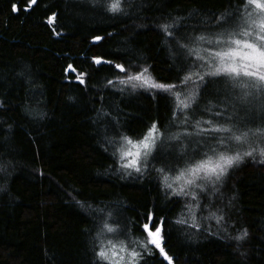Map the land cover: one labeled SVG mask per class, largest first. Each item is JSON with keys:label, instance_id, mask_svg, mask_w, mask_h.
Segmentation results:
<instances>
[{"label": "trees", "instance_id": "1", "mask_svg": "<svg viewBox=\"0 0 264 264\" xmlns=\"http://www.w3.org/2000/svg\"><path fill=\"white\" fill-rule=\"evenodd\" d=\"M107 1L0 0V264H111L98 253L115 226L132 264H167L145 223L174 264H264V134L221 183L188 192L167 186L164 159L117 172V139L167 130L172 93L197 83L173 33L214 28L246 0ZM144 69L177 87L121 83Z\"/></svg>", "mask_w": 264, "mask_h": 264}, {"label": "rangeland", "instance_id": "2", "mask_svg": "<svg viewBox=\"0 0 264 264\" xmlns=\"http://www.w3.org/2000/svg\"><path fill=\"white\" fill-rule=\"evenodd\" d=\"M119 1L121 2V0ZM109 2L110 0L107 1V4ZM114 2L115 0H111L110 3ZM252 9V5L245 4L238 13L229 14L214 28L198 32L195 36L192 29H184L180 34H175L176 31L173 33L172 36L176 40L183 44L186 43V54L194 60L189 64L193 67L191 69L192 77H195L197 83L190 96L185 99L190 106L188 108L177 107L175 121L167 130L162 131L157 128L158 135L155 144L147 157L142 156L140 158V171L123 166L127 160L121 158V152L122 150L126 151L130 145L125 143L127 137L117 139L118 173L129 176L133 174L143 175L157 163V167H159L161 159H164V165L168 171H172L164 172V178L168 177V183L172 184L171 188L180 191L183 181L175 183L173 178L181 170L208 157L216 159L220 153L230 156L239 154L241 157L255 143L256 139L264 134V125L262 128L257 127L258 122H264V88L254 86L248 78H240L246 84V86H242L241 83L233 81L229 77L209 74L215 66L211 63L209 53L222 47V45H217L215 41L221 37L227 38L229 35H238L246 27L245 21ZM198 57L204 59L201 60ZM196 73L203 76V79H199ZM208 121H211V124L206 123ZM212 126L227 127L232 132L201 131V129ZM242 133H247V136L240 142L231 138L233 135ZM217 137L225 138L224 142L221 143ZM230 167L227 168L226 173ZM170 168L172 169L169 170ZM226 173L219 180H216L215 177L210 180H197L196 185L187 186L184 191L188 192L209 184L221 183ZM111 229L113 231L107 232L109 237L100 242L101 250L108 251L110 256L112 255L111 250H114L119 255L113 257L112 261L103 260L114 264L115 261H120L122 256L123 260L120 261V264H132L137 255L133 258L130 253H138L133 244V239L118 226ZM113 246L115 247L113 248ZM121 247L125 249L123 252H120Z\"/></svg>", "mask_w": 264, "mask_h": 264}, {"label": "snow or ice", "instance_id": "3", "mask_svg": "<svg viewBox=\"0 0 264 264\" xmlns=\"http://www.w3.org/2000/svg\"><path fill=\"white\" fill-rule=\"evenodd\" d=\"M31 2L34 4L36 0H31ZM246 4L253 6L252 12H249L248 19L245 21L246 27H244L238 35H229L227 38L221 37L215 41L217 45H222V47L209 53L211 63L215 65L213 71L209 74L229 77L233 81L241 83L242 86H246V84H244L240 78H248L253 82L254 86L264 88V0H246ZM118 7L119 0H116V2L112 4V10L115 11ZM165 31H167V26H165ZM198 58L201 60L204 59L203 57ZM101 62V60L96 61V63ZM116 67H118L120 71H126L123 66L117 65ZM147 71V69H144L137 75L129 76L128 81H121V83L138 81L141 82V86H147L165 92H171L173 88L177 87L174 84L155 82L146 75ZM196 75L199 76V79H203V76H200L199 73H196ZM191 79L192 76L185 77L184 83H187V81ZM172 94L179 102L177 107L188 108L190 106L186 100L180 99V94L178 92ZM206 123L211 124V121ZM201 131L215 133L232 132L230 128L217 126L201 129ZM157 135L158 129L156 125H152L138 142L125 138L126 145H130V147L126 151L122 150L121 152V158L127 160L123 166L140 171V158L142 156H148L152 146L155 144ZM246 136L247 133H242L240 135H233L231 138L240 142ZM217 139L223 143L225 138L217 137ZM245 154L251 155V152ZM261 154L264 155V150H261ZM129 157H131V159H128ZM240 159L241 157L239 154L230 156L220 153L216 159L208 157L205 160L195 163L193 166L181 170L179 174L173 178V182L179 183L183 181V185H181L180 188V192L183 193L185 187L196 185L197 180H210L212 177L219 180L220 177L226 173L227 168ZM164 179L167 186L172 187V184L168 183V177ZM153 228H155L154 231ZM143 229L147 233L148 243L154 245L163 252V248L161 247V226L145 223ZM107 231L111 232L113 229L107 228ZM109 243H111V241H109ZM114 247L115 246H113V248ZM124 250L125 249L121 247L120 252ZM111 251V256L108 251L104 250H101L98 255L102 259L112 261L113 257L119 255V253L114 250ZM136 255L137 253L135 252L130 253V256L133 258ZM122 260L123 257L121 256L120 261ZM120 261H115L114 264H120Z\"/></svg>", "mask_w": 264, "mask_h": 264}, {"label": "water", "instance_id": "4", "mask_svg": "<svg viewBox=\"0 0 264 264\" xmlns=\"http://www.w3.org/2000/svg\"><path fill=\"white\" fill-rule=\"evenodd\" d=\"M161 247H162V245H161ZM158 250H159L161 256L163 257V259L165 260V262H166L167 264H174L173 261H172V259L169 258V256L165 253L164 250H163V252H161V250H160L159 248H158Z\"/></svg>", "mask_w": 264, "mask_h": 264}]
</instances>
